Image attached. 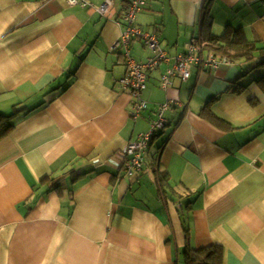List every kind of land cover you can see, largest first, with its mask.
Returning a JSON list of instances; mask_svg holds the SVG:
<instances>
[{"label":"crops","instance_id":"1","mask_svg":"<svg viewBox=\"0 0 264 264\" xmlns=\"http://www.w3.org/2000/svg\"><path fill=\"white\" fill-rule=\"evenodd\" d=\"M105 1L0 0V116L14 124L0 138V264H185L187 246L264 264V0H148L136 24L170 61L147 72L139 118L115 48L130 0L103 16ZM228 30L250 49L221 55L208 36ZM192 42L230 63L164 89ZM129 54L151 52L137 38ZM165 103L166 128L129 174L123 150Z\"/></svg>","mask_w":264,"mask_h":264},{"label":"built area","instance_id":"2","mask_svg":"<svg viewBox=\"0 0 264 264\" xmlns=\"http://www.w3.org/2000/svg\"><path fill=\"white\" fill-rule=\"evenodd\" d=\"M71 6H81L92 8L90 0H67ZM113 0H106L98 8L101 15L107 16L112 6ZM148 0H130L123 12V28L120 40L115 48H123L128 65L127 75L120 81L125 92H129L133 100V109L130 112L133 118H139L147 108L149 103L143 98L146 89L147 72L154 71L162 64L170 61L167 53L161 46L159 35L156 31L148 32L136 24L137 15L146 8ZM121 24V23H120ZM122 25V24H121ZM141 39L145 47L151 52L145 63H138L130 57L129 48L134 39ZM173 67L168 69L161 77V86L164 89L173 84L175 76L182 80H188L191 76L193 66L208 67L217 69L221 64L230 61L219 59L216 55L203 56V46L199 42H192L187 51L173 58ZM169 109V104L165 103L157 109V117L152 121L150 130L141 134L138 139L131 142L122 152V168L129 174H140L144 171L145 154L149 149L153 139L167 126L165 112Z\"/></svg>","mask_w":264,"mask_h":264},{"label":"trees","instance_id":"3","mask_svg":"<svg viewBox=\"0 0 264 264\" xmlns=\"http://www.w3.org/2000/svg\"><path fill=\"white\" fill-rule=\"evenodd\" d=\"M208 40L210 42H216V50L219 53L221 52V55H228L227 48L229 46H238L245 49H250L251 47V43L246 40L245 35L241 30H228L221 37H214L210 34ZM222 42L226 43V45L221 44ZM260 83H263L264 85V80H260ZM11 121V117L0 116V138L6 135L7 132L14 127V124ZM183 255L185 264H222L223 260V250L220 246H212L204 249H194L187 246Z\"/></svg>","mask_w":264,"mask_h":264}]
</instances>
